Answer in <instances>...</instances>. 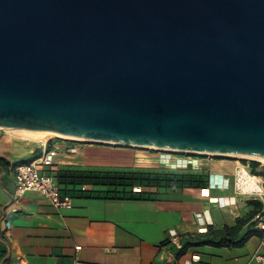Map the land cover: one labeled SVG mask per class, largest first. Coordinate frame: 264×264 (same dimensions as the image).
Segmentation results:
<instances>
[{
	"label": "water",
	"instance_id": "95a60500",
	"mask_svg": "<svg viewBox=\"0 0 264 264\" xmlns=\"http://www.w3.org/2000/svg\"><path fill=\"white\" fill-rule=\"evenodd\" d=\"M0 125L264 156V0H0Z\"/></svg>",
	"mask_w": 264,
	"mask_h": 264
},
{
	"label": "crops",
	"instance_id": "0c3cea01",
	"mask_svg": "<svg viewBox=\"0 0 264 264\" xmlns=\"http://www.w3.org/2000/svg\"><path fill=\"white\" fill-rule=\"evenodd\" d=\"M54 149V165L45 167V172L63 167L123 170L157 165L145 154L126 148L61 138L30 144L3 134L0 264H246L261 248L263 232L255 218L264 210V201L236 192L240 166L236 160L196 155L200 165L191 172L205 175L202 187H135L136 192L152 193L146 198L109 197L105 187L86 184L93 193L75 196L71 208H58L35 191L16 199V167ZM252 161L246 165L264 179V163L253 166ZM256 206L259 211L242 233L249 227L257 232L243 245H194L185 258L176 257L175 248L186 233L205 231L210 225H235Z\"/></svg>",
	"mask_w": 264,
	"mask_h": 264
},
{
	"label": "trees",
	"instance_id": "16d2710c",
	"mask_svg": "<svg viewBox=\"0 0 264 264\" xmlns=\"http://www.w3.org/2000/svg\"><path fill=\"white\" fill-rule=\"evenodd\" d=\"M253 166L260 162L252 161ZM255 171V169H254ZM62 191L73 197L92 192L83 188L86 184L105 187L106 196L114 198H146L152 193L142 190L135 191V187H202L205 175L189 171H155V170H100V169H76L63 167L54 173ZM259 211L256 206L250 214L238 218V222L232 226L216 228L208 226L207 230L201 232H188L181 239V246L175 248L176 257L186 254L188 249L194 245L213 244L218 246H240L250 239L257 230L249 227L242 233L244 226ZM242 233V234H240Z\"/></svg>",
	"mask_w": 264,
	"mask_h": 264
},
{
	"label": "built area",
	"instance_id": "2783aa9c",
	"mask_svg": "<svg viewBox=\"0 0 264 264\" xmlns=\"http://www.w3.org/2000/svg\"><path fill=\"white\" fill-rule=\"evenodd\" d=\"M56 138H51L50 140ZM55 153L56 149L46 151L33 161L21 163L16 167L18 183L15 194L16 199L22 197L27 191H35L46 197L58 208H71L73 206L74 197L62 191L54 173L44 171L45 167L54 165ZM199 165L198 157H193V155L186 159L175 160L170 164L172 168H194ZM86 187L87 185H84V189ZM235 190L241 195L256 196L264 201V179L254 173L246 164L240 165L236 171ZM255 221L257 227L263 232L261 248L259 247L256 250L252 260L246 264H264V210L256 215ZM176 235V232H173L174 240L177 239Z\"/></svg>",
	"mask_w": 264,
	"mask_h": 264
},
{
	"label": "rangeland",
	"instance_id": "374dc122",
	"mask_svg": "<svg viewBox=\"0 0 264 264\" xmlns=\"http://www.w3.org/2000/svg\"><path fill=\"white\" fill-rule=\"evenodd\" d=\"M58 138H61V137H58ZM61 139L70 140V139H65V138H61ZM71 141H75L78 144L97 143L101 145L130 149L136 154H145L146 157L154 159L157 165L159 164L158 166L155 165L152 167L151 166L150 167H143V166L130 167L128 169H123V170L189 171V172L192 171L191 168H181V167L172 168L170 166V164L175 160H182V159L188 158L191 155L188 153H181V152L168 151V150H159V149H152V148H144V147H136V146H127V145H120V144H115V143L96 142V141H80V140H71ZM193 157H198V156L193 155ZM199 157L233 159V160H236L240 165L247 164L249 161H251V159H246V158L237 157V156L199 155ZM185 257H186V254L181 256V258H185ZM204 264H210V262L207 261Z\"/></svg>",
	"mask_w": 264,
	"mask_h": 264
},
{
	"label": "bare ground",
	"instance_id": "6f19581e",
	"mask_svg": "<svg viewBox=\"0 0 264 264\" xmlns=\"http://www.w3.org/2000/svg\"><path fill=\"white\" fill-rule=\"evenodd\" d=\"M0 133H5L14 139H18L20 141H24L30 144H45L48 142V140L54 137H61V138L70 139V140L87 141L84 138H78V137L71 136V135H65V134L52 131V130H26V129H22L18 127H3L1 125H0ZM20 145H22V143H20ZM139 147L159 149V150H168V151H175V152H188V151L163 148V147H158V146L139 145ZM198 154H206V153L199 152ZM234 156L251 159V160H257V161L264 163V156L249 155V154H240V155H234Z\"/></svg>",
	"mask_w": 264,
	"mask_h": 264
}]
</instances>
